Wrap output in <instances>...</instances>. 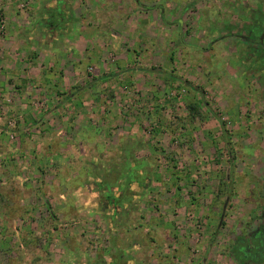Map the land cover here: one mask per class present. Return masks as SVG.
<instances>
[{
    "label": "rangeland",
    "instance_id": "obj_1",
    "mask_svg": "<svg viewBox=\"0 0 264 264\" xmlns=\"http://www.w3.org/2000/svg\"><path fill=\"white\" fill-rule=\"evenodd\" d=\"M242 4L0 0V264H264V0Z\"/></svg>",
    "mask_w": 264,
    "mask_h": 264
},
{
    "label": "flooded vegetation",
    "instance_id": "obj_2",
    "mask_svg": "<svg viewBox=\"0 0 264 264\" xmlns=\"http://www.w3.org/2000/svg\"><path fill=\"white\" fill-rule=\"evenodd\" d=\"M241 2V8L243 7V2L244 0H239ZM262 15L261 16H264V11H261ZM59 14V13H57ZM59 18V17H58ZM46 24L50 25L49 27H52L54 24L52 22H47ZM253 30H255V27L252 28ZM257 44L260 46V49H261V52L259 53L260 54V60L262 62H264V29H259L258 31V34H257ZM264 66V65H263ZM256 238V243L258 244H254L252 243V237ZM245 249L244 250V253H250V251L252 249L255 248V251L254 253L252 254V256L255 254V255H258V252L260 253V251H263L264 250V224L258 228L257 232L255 234H251L250 235V238L249 240H247L245 242ZM244 248V247H243Z\"/></svg>",
    "mask_w": 264,
    "mask_h": 264
},
{
    "label": "water",
    "instance_id": "obj_3",
    "mask_svg": "<svg viewBox=\"0 0 264 264\" xmlns=\"http://www.w3.org/2000/svg\"><path fill=\"white\" fill-rule=\"evenodd\" d=\"M220 219H221V215H220Z\"/></svg>",
    "mask_w": 264,
    "mask_h": 264
}]
</instances>
